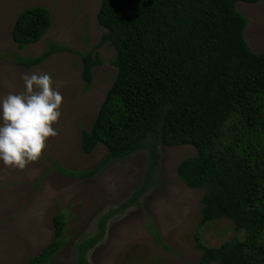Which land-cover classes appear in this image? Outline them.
I'll use <instances>...</instances> for the list:
<instances>
[{
	"label": "trees",
	"instance_id": "1",
	"mask_svg": "<svg viewBox=\"0 0 264 264\" xmlns=\"http://www.w3.org/2000/svg\"><path fill=\"white\" fill-rule=\"evenodd\" d=\"M259 0H100L96 19L104 28L98 48L108 42L116 68L91 127L81 130L80 145L106 153L90 170L67 171L91 176L112 159L148 150L147 174L158 168V143L191 145L196 153L176 167L190 188H204L200 223L230 219L242 238L216 246L196 241L201 250L192 264H264V49L255 52L243 30L247 18L235 3ZM43 6H29L16 16L11 38L19 46L37 42L49 29ZM66 46L49 44L35 56H17L25 67L40 64ZM88 86L98 53L78 52ZM149 179V177L147 176ZM145 182L117 208L99 216L96 230L75 244V264H87V251L100 242L108 218L138 204ZM51 240L29 264H50L65 242L66 216H52ZM153 238L161 244L159 234Z\"/></svg>",
	"mask_w": 264,
	"mask_h": 264
},
{
	"label": "rangeland",
	"instance_id": "2",
	"mask_svg": "<svg viewBox=\"0 0 264 264\" xmlns=\"http://www.w3.org/2000/svg\"><path fill=\"white\" fill-rule=\"evenodd\" d=\"M100 0H0V96L23 90V73L47 72L62 95L61 116L53 125L58 134L49 137L41 157L23 170L0 164V264H29L52 238V216H66L65 242L50 264H75V244L96 230L99 216L117 208L145 182L147 189L138 204L112 214L100 242L86 253L87 264H192L201 250L198 240L216 246L243 231L225 217L200 223L204 188H190L176 173L181 159L194 155L191 145L158 143V168L147 174L148 150L139 149L112 159L96 173L84 178L67 171H86L99 164L106 153L97 145L91 153L81 149V130H88L116 73L114 49L108 43L98 48L104 28L96 19ZM29 6L48 9L51 24L34 43L19 47L11 38L18 13ZM235 7L246 18L243 36L255 52L264 49V0L237 1ZM66 46L40 64L25 67L17 56H35L49 44ZM95 51L101 63L93 68L88 86L81 76L78 52ZM149 177V179L147 178ZM161 240L157 243L151 231Z\"/></svg>",
	"mask_w": 264,
	"mask_h": 264
},
{
	"label": "clouds",
	"instance_id": "3",
	"mask_svg": "<svg viewBox=\"0 0 264 264\" xmlns=\"http://www.w3.org/2000/svg\"><path fill=\"white\" fill-rule=\"evenodd\" d=\"M23 90L0 96V164L23 170L37 161L61 116L62 95L47 72L23 73Z\"/></svg>",
	"mask_w": 264,
	"mask_h": 264
}]
</instances>
